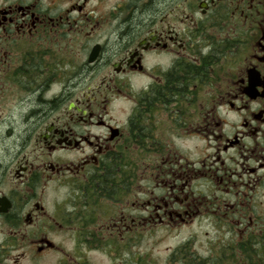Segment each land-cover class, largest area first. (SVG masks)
<instances>
[{"label": "flooded vegetation", "instance_id": "obj_1", "mask_svg": "<svg viewBox=\"0 0 264 264\" xmlns=\"http://www.w3.org/2000/svg\"><path fill=\"white\" fill-rule=\"evenodd\" d=\"M262 196L264 0H0V264L203 221L244 256Z\"/></svg>", "mask_w": 264, "mask_h": 264}, {"label": "rangeland", "instance_id": "obj_2", "mask_svg": "<svg viewBox=\"0 0 264 264\" xmlns=\"http://www.w3.org/2000/svg\"><path fill=\"white\" fill-rule=\"evenodd\" d=\"M261 202V215L264 218V196L261 197ZM207 222L149 234L147 240L143 242L144 248L139 243V250L143 252L146 264H166L168 256L186 242H189V251L192 254L203 258L217 254L221 259L223 256V261L228 264H240L236 251L223 250L220 245L222 243L221 234L207 225ZM90 258L95 264H109L108 258L101 253L91 254Z\"/></svg>", "mask_w": 264, "mask_h": 264}, {"label": "trees", "instance_id": "obj_3", "mask_svg": "<svg viewBox=\"0 0 264 264\" xmlns=\"http://www.w3.org/2000/svg\"><path fill=\"white\" fill-rule=\"evenodd\" d=\"M189 247V242L180 245L168 256L166 264H228V262L223 261V256L222 259L217 254L215 255L216 257L203 258L190 253ZM243 254L244 256L238 254L237 259L245 260L244 264H264V240L261 241L258 249L245 248L243 249Z\"/></svg>", "mask_w": 264, "mask_h": 264}]
</instances>
